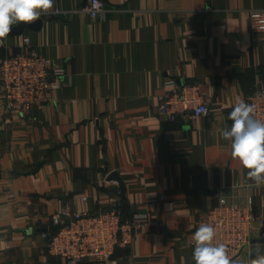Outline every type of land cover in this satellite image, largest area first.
Wrapping results in <instances>:
<instances>
[{
    "label": "crops",
    "instance_id": "obj_1",
    "mask_svg": "<svg viewBox=\"0 0 264 264\" xmlns=\"http://www.w3.org/2000/svg\"><path fill=\"white\" fill-rule=\"evenodd\" d=\"M105 2L94 18L86 0H55L62 12L11 31L0 46V58L20 54L28 38L66 71L50 100L21 111L7 108L0 85V264H67L42 235L66 206L150 214L116 249L117 264H195L186 237L221 197L251 201L264 218V185L248 180L219 134L237 98L264 81V32L250 27V10L264 0ZM174 78L201 84L207 115L185 124L159 113ZM262 232L264 224L233 257L264 245Z\"/></svg>",
    "mask_w": 264,
    "mask_h": 264
},
{
    "label": "built area",
    "instance_id": "obj_2",
    "mask_svg": "<svg viewBox=\"0 0 264 264\" xmlns=\"http://www.w3.org/2000/svg\"><path fill=\"white\" fill-rule=\"evenodd\" d=\"M83 10L94 18H101L106 2L86 0ZM250 27L252 32H264V8L250 10ZM25 41L26 52L0 58V85L4 87L5 104L14 111L46 103L58 86V79L66 75L61 65L31 46L28 38ZM168 85L171 89L159 98V113L168 121L191 124L204 116L198 115L199 108H206L209 113V102L199 82L174 78ZM245 102L254 104L256 118L264 120L263 80L258 82ZM83 200L86 198L83 197ZM51 221L55 230L42 234L47 239L51 256L60 257L67 264H83L85 261L117 264L114 258L116 249L130 245L135 233L149 224L150 214L135 212L125 216L119 205L96 211L66 206L53 212ZM202 223L215 227L216 241L225 243L233 256L250 243L254 231L263 226L264 218L253 210L251 201L249 206L244 207L221 197L216 205L205 210L196 220L193 231L186 237L189 246H194L191 237ZM261 237H264L263 232Z\"/></svg>",
    "mask_w": 264,
    "mask_h": 264
},
{
    "label": "clouds",
    "instance_id": "obj_3",
    "mask_svg": "<svg viewBox=\"0 0 264 264\" xmlns=\"http://www.w3.org/2000/svg\"><path fill=\"white\" fill-rule=\"evenodd\" d=\"M55 0H0V46H4L13 26L21 22L29 25L42 15L56 14ZM207 115L199 108L198 115ZM231 126L219 130L220 137L228 141L231 157L247 169V178L257 187L264 185V120L256 118V106L237 98L228 114ZM251 186V185H250ZM192 258L195 264H264V245L257 243L248 249L245 259L229 254L228 246L216 241V229L202 223L193 233Z\"/></svg>",
    "mask_w": 264,
    "mask_h": 264
},
{
    "label": "water",
    "instance_id": "obj_4",
    "mask_svg": "<svg viewBox=\"0 0 264 264\" xmlns=\"http://www.w3.org/2000/svg\"><path fill=\"white\" fill-rule=\"evenodd\" d=\"M23 26H24V24H19V26H17L16 28H14V30H12V31H19V30L22 29ZM28 26H30V24ZM34 26H35V24H34ZM108 179L109 180H116V181H118L120 183L121 196L124 197V195H125V188H124V184H123L120 176L118 175V173L116 171L110 172ZM121 202L124 203L123 198H122ZM256 241H258V242H264V238L258 239Z\"/></svg>",
    "mask_w": 264,
    "mask_h": 264
},
{
    "label": "trees",
    "instance_id": "obj_5",
    "mask_svg": "<svg viewBox=\"0 0 264 264\" xmlns=\"http://www.w3.org/2000/svg\"><path fill=\"white\" fill-rule=\"evenodd\" d=\"M126 208H125V206H123V214L126 216L127 214L125 213L126 212V210H125ZM54 231V230H53Z\"/></svg>",
    "mask_w": 264,
    "mask_h": 264
}]
</instances>
